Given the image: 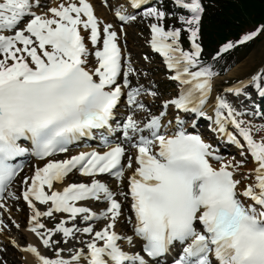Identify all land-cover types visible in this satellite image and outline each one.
<instances>
[{"label":"snow or ice","instance_id":"6c2138e0","mask_svg":"<svg viewBox=\"0 0 264 264\" xmlns=\"http://www.w3.org/2000/svg\"><path fill=\"white\" fill-rule=\"evenodd\" d=\"M127 3L113 24L91 0H0V209L5 194L22 199L27 230L54 255L21 250L35 264H264V64L219 88L214 70L264 24L212 55L203 0ZM138 16L175 85L155 111L162 93L139 82L121 44ZM201 119L240 159L205 138ZM93 140L102 150L71 154ZM26 166L22 192L8 191Z\"/></svg>","mask_w":264,"mask_h":264},{"label":"rangeland","instance_id":"374dc122","mask_svg":"<svg viewBox=\"0 0 264 264\" xmlns=\"http://www.w3.org/2000/svg\"><path fill=\"white\" fill-rule=\"evenodd\" d=\"M109 3L113 6L118 3V0H109ZM97 4L99 5V8H102L99 2ZM169 5L170 4L168 3V6ZM106 14L107 18L111 17L109 11H106ZM174 19V17L171 18L168 23H172ZM126 31V43L128 46V51L131 54V59L133 61L134 67L139 69L141 73L139 82L145 87L154 85V87L162 93V96L157 98V100L154 102L155 106L153 107V110L154 108L156 110V108L160 106V100L168 98L169 94H175V87L174 85L170 84V82L166 79L159 59L150 56L148 52L147 41L149 37V30L147 27V21H142L138 16L137 20L131 26L126 27ZM250 44V46L240 50L235 61L231 64V67L224 73V75H220L219 68H214L215 71L219 72V76L216 78V85L218 88L221 86H226L225 82L231 83L237 79L247 77L249 74L255 72L259 66L264 64V35L258 36ZM208 53L211 54L209 51ZM145 56L149 57V59H144ZM144 73H147V75H144ZM133 84H136L135 77H133ZM143 99L146 103L152 102L151 97H143ZM248 167L251 166L248 165ZM9 208L13 210L14 213H19L18 209H16V205L11 207L10 203L8 204V209ZM25 221L26 220L23 218L19 229H17L15 225L9 224L8 227L0 233V249L4 247L5 249L3 250H5L4 252H6L7 254L3 255L6 256L5 258H8V256L10 258L8 259L7 264H27L26 257L22 255V252L19 250L20 247H24L31 240L28 239L25 235H23ZM53 223V221H48V227H52ZM12 240H15L17 244L20 245V247H14L11 244ZM65 247L67 248V246ZM44 250L45 255H54L50 250ZM1 251L2 250H0V254ZM10 252L12 254L9 255L8 253ZM64 254L67 255V253ZM2 260L5 261V259L0 258V264H2ZM30 262L32 263L31 260Z\"/></svg>","mask_w":264,"mask_h":264},{"label":"trees","instance_id":"16d2710c","mask_svg":"<svg viewBox=\"0 0 264 264\" xmlns=\"http://www.w3.org/2000/svg\"><path fill=\"white\" fill-rule=\"evenodd\" d=\"M207 12L202 20V42L215 52L227 40L264 24V0H203ZM240 51L236 46L220 62L225 66Z\"/></svg>","mask_w":264,"mask_h":264},{"label":"bare ground","instance_id":"6f19581e","mask_svg":"<svg viewBox=\"0 0 264 264\" xmlns=\"http://www.w3.org/2000/svg\"><path fill=\"white\" fill-rule=\"evenodd\" d=\"M91 1H93V3L97 6V4H96V2H97V0H91ZM117 1V0H116ZM122 1V0H121ZM56 3H58V1L57 0H53V2H52V4H53V6L56 4ZM126 4L124 1H122V4ZM117 4V3H116ZM125 6V5H124ZM125 7H127V4H126V6ZM98 8V10L97 9H95V10H97V12H98V14H99V16L101 17V18H107V14H106V11L107 10H104L103 8H99V7H97ZM96 12V11H95ZM113 16V15H112ZM111 18V17H110ZM112 19V18H111ZM110 20V19H109ZM113 21H114V18L112 19ZM114 23H115V21H114ZM237 155H239V154H237ZM36 162H34V164H35ZM33 165V164H32ZM27 174L28 175H31V168L30 167H28L27 168ZM74 178H75V176L74 177H72L71 179L72 180H74ZM20 184V183H19ZM15 190V189H14ZM18 202L19 203H22L20 200H18ZM27 207V206H26ZM10 215H11V218H13L14 219V221L16 222V223H18V224H20L21 222H22V220H23V218L25 219L26 218V216H25V214H23V212L20 210V212L19 213H11V211H10ZM128 227H126V226H122V229H120V231H125L126 229H127ZM23 230V229H22ZM23 235H25L28 239H31L30 241L31 242H33V245L35 244L34 242L35 241H37V248L43 253V254H45V250L43 249V247H42V245H41V242H40V240H39V238L38 237H36L34 234H30V233H27V232H24V234ZM3 247V246H2ZM2 249H5L4 247L2 248ZM22 248H20V251L22 252V255H24L25 257H26V260H27V264H29V262H30V260L32 261V263L30 262V264H35V258L31 255V254H29V253H26V252H23L22 250H21ZM5 250H2L1 251V254H0V258H3V259H5L6 261H8V259H10L9 258V256H8V258H5L6 256H4L3 254H7L6 252H4ZM9 255L10 254H12L11 252L10 253H8ZM25 260V261H26ZM28 260H29V262H28ZM2 261H4V260H2ZM10 261V260H9Z\"/></svg>","mask_w":264,"mask_h":264}]
</instances>
